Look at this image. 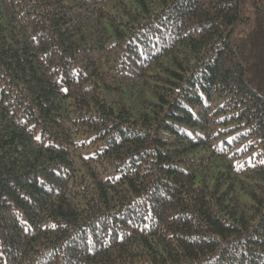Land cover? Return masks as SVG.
Wrapping results in <instances>:
<instances>
[{
    "label": "trees",
    "instance_id": "16d2710c",
    "mask_svg": "<svg viewBox=\"0 0 264 264\" xmlns=\"http://www.w3.org/2000/svg\"><path fill=\"white\" fill-rule=\"evenodd\" d=\"M0 264H264V0H0Z\"/></svg>",
    "mask_w": 264,
    "mask_h": 264
}]
</instances>
